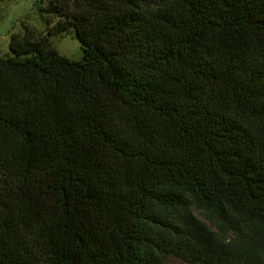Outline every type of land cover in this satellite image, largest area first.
Listing matches in <instances>:
<instances>
[{"label":"trees","instance_id":"trees-1","mask_svg":"<svg viewBox=\"0 0 264 264\" xmlns=\"http://www.w3.org/2000/svg\"><path fill=\"white\" fill-rule=\"evenodd\" d=\"M38 13L0 57V264H264V0Z\"/></svg>","mask_w":264,"mask_h":264},{"label":"rangeland","instance_id":"rangeland-1","mask_svg":"<svg viewBox=\"0 0 264 264\" xmlns=\"http://www.w3.org/2000/svg\"><path fill=\"white\" fill-rule=\"evenodd\" d=\"M46 0H0V57L11 55L8 49L9 34L12 32L22 33V23L34 28L37 35L44 36L46 24L39 16L38 8L43 7ZM56 17L50 16L51 25L56 21ZM51 47L65 58L78 61L82 57L81 46L73 33H65L60 36L48 38ZM184 213H189L192 217L203 223L208 229L214 232L218 238L230 241L231 234L221 235L209 222L205 212L190 205ZM161 264H191L181 260L172 253H164Z\"/></svg>","mask_w":264,"mask_h":264}]
</instances>
